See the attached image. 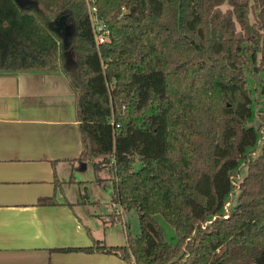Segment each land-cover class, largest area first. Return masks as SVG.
Listing matches in <instances>:
<instances>
[{
	"label": "trees",
	"instance_id": "1",
	"mask_svg": "<svg viewBox=\"0 0 264 264\" xmlns=\"http://www.w3.org/2000/svg\"><path fill=\"white\" fill-rule=\"evenodd\" d=\"M32 1L0 0V72L63 69L77 92L80 158L97 167L103 156L112 204L134 208L140 228L132 235L126 224L123 245L57 250L136 264H264V136L248 80L251 69L264 97V0H95L109 31L99 44L86 0ZM63 11L67 40L51 25Z\"/></svg>",
	"mask_w": 264,
	"mask_h": 264
},
{
	"label": "crops",
	"instance_id": "2",
	"mask_svg": "<svg viewBox=\"0 0 264 264\" xmlns=\"http://www.w3.org/2000/svg\"><path fill=\"white\" fill-rule=\"evenodd\" d=\"M76 98L62 68L0 72V264H136L102 251L57 250L127 240L124 229L116 244L106 243L92 222H116L110 216L113 182L111 211L90 200L85 185L80 193L84 181L76 173L89 161L80 158ZM74 182L76 196L63 187Z\"/></svg>",
	"mask_w": 264,
	"mask_h": 264
},
{
	"label": "rangeland",
	"instance_id": "3",
	"mask_svg": "<svg viewBox=\"0 0 264 264\" xmlns=\"http://www.w3.org/2000/svg\"><path fill=\"white\" fill-rule=\"evenodd\" d=\"M32 1V0H31ZM20 4H24L27 2H30L29 0H19ZM33 2V1H32ZM223 9L228 7L226 3H223L221 6ZM248 80H250V86L252 88V95L256 99V102L253 104V114L255 115L253 120L258 123V129L259 133L264 136V125L262 122V111L264 110V97H261L258 92V85L259 82L257 78L255 77V72H253L251 69L248 74ZM257 125V124H256ZM259 145L257 144L255 146V152L259 151ZM253 154V152H252ZM100 157V156H99ZM103 160V159H102ZM102 160L97 161L96 165L98 167H94L89 162H83L82 166H85L86 168L82 167L83 171L76 173L77 180H81L84 182H81L79 185L81 187L80 193L84 194L85 190L82 188V185H85L87 197L90 200H94L97 202L96 204L101 206V209L104 210V207H107L112 209V204L110 203V194H111V184H112V173L109 170V167L105 165V163L102 162ZM96 162V161H95ZM248 170V166L246 162L243 160L239 164V168L236 170L235 175L232 176V184H233V190L229 194L227 198V203L225 205L224 213H227L229 208H232V206L235 204V199L237 195L239 194L240 190L238 188L237 181L246 175ZM105 178L101 181L96 180V178ZM69 185L70 188L67 187ZM63 187L66 188L65 191L70 189L69 193L72 195H79L78 185L77 183H68L64 185ZM231 205V206H230ZM109 209L105 210L107 212ZM120 213V214H119ZM118 215V216H117ZM113 219H115V223L111 224H104L100 219H92L95 229H97L102 235H104V238H106L107 242H113V244H116L123 235H125L124 227L127 224L128 230L131 232V234H138L139 233V220H138V212L133 208L130 210H124L119 207V205H115L113 207V210L110 214ZM156 220H158L160 226L162 227L164 236L169 240L172 244H175L177 241V237L175 236V232L173 227L166 222L160 215H156ZM117 218V219H116ZM110 219V218H109ZM108 219V220H109ZM89 221V220H87ZM107 225V226H106Z\"/></svg>",
	"mask_w": 264,
	"mask_h": 264
},
{
	"label": "built area",
	"instance_id": "4",
	"mask_svg": "<svg viewBox=\"0 0 264 264\" xmlns=\"http://www.w3.org/2000/svg\"><path fill=\"white\" fill-rule=\"evenodd\" d=\"M86 4H87V12L91 22L92 32H94L95 42L96 44L102 43L109 38V31L105 27L103 20L100 18V15H98V10L95 0H86ZM119 207L122 209L120 205Z\"/></svg>",
	"mask_w": 264,
	"mask_h": 264
},
{
	"label": "water",
	"instance_id": "5",
	"mask_svg": "<svg viewBox=\"0 0 264 264\" xmlns=\"http://www.w3.org/2000/svg\"><path fill=\"white\" fill-rule=\"evenodd\" d=\"M19 1V0H18ZM31 1V0H29ZM20 3V2H19ZM24 5V4H22ZM51 25L54 29L58 31V33L63 34L65 39H69L72 37L73 33L70 32L73 27V21L68 12L63 11L60 12L52 21Z\"/></svg>",
	"mask_w": 264,
	"mask_h": 264
}]
</instances>
